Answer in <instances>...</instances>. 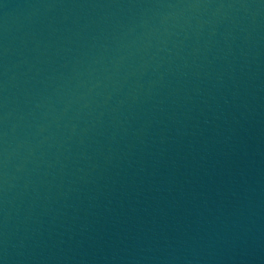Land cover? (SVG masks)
Here are the masks:
<instances>
[{"label": "water", "instance_id": "95a60500", "mask_svg": "<svg viewBox=\"0 0 264 264\" xmlns=\"http://www.w3.org/2000/svg\"><path fill=\"white\" fill-rule=\"evenodd\" d=\"M0 264H264V0H0Z\"/></svg>", "mask_w": 264, "mask_h": 264}]
</instances>
